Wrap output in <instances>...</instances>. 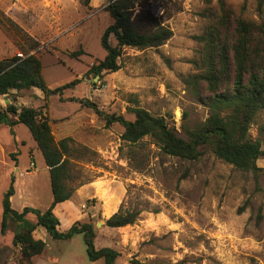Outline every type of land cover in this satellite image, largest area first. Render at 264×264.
I'll return each mask as SVG.
<instances>
[{"label":"rangeland","instance_id":"1","mask_svg":"<svg viewBox=\"0 0 264 264\" xmlns=\"http://www.w3.org/2000/svg\"><path fill=\"white\" fill-rule=\"evenodd\" d=\"M224 1L233 17L264 19V3L258 15L257 0ZM105 6L106 0H0V12L38 42L30 53L41 60L50 89L81 80L61 96L44 98L37 89L8 96L11 104L21 107L18 102L27 94L23 99L49 120L56 142L71 138V146L92 152L78 159L67 183L73 190L68 206L75 207V222L94 225L95 248L119 252L115 264H264L263 158L252 172L223 162L207 149L197 160L188 161L163 154L148 137L128 145L120 138L122 126H107L79 103L89 101L104 114L129 121L134 120L131 109L142 108L164 118L181 136L184 129L201 125L208 111L181 79L196 73L190 62L199 61L201 47L194 37L204 32L205 5L201 0H150L137 7L133 17L160 20L173 32L172 38L157 49L124 48L118 71L103 73L101 78L84 76L106 56L100 38L112 20ZM20 39L17 35L13 40ZM109 42L116 44L112 37ZM79 50L82 55L71 56ZM19 53L24 55L18 43L0 29V60ZM71 98L75 101H68ZM249 136L264 151V109L257 113ZM17 158L19 166L26 165L28 172L36 174L20 175ZM12 179L15 189L26 182L40 207L52 197L48 171L28 129L18 125L12 135L0 124V226L3 194ZM20 205L34 207L33 202H18L15 197L12 208L18 210ZM119 208L139 211L137 221L121 228L105 226ZM60 219L65 227L66 219ZM14 233L13 224L0 233V264H19V249L12 247ZM74 237L71 242L51 240L46 259L103 264L101 259L90 262L82 236Z\"/></svg>","mask_w":264,"mask_h":264},{"label":"trees","instance_id":"2","mask_svg":"<svg viewBox=\"0 0 264 264\" xmlns=\"http://www.w3.org/2000/svg\"><path fill=\"white\" fill-rule=\"evenodd\" d=\"M150 0H106L105 10L111 18L100 38L101 47L106 51L103 60L89 68L84 76L93 74L102 77L103 73H113L120 69L118 63L124 48L137 50L157 49L172 38L173 32L156 18L147 21L141 16L133 17L137 7ZM205 5L203 18L206 26L203 34L195 36L200 45L199 61H191L195 74L181 79L185 89L208 111L205 121L195 129H184L181 136L162 117H154L142 108H132L133 121L121 115L104 114L93 103L80 100L84 107L92 109L107 126H122L121 141L128 145L137 144L143 138H150L153 144L167 156L182 160H197L209 150L216 158L242 171L255 172L257 160L264 159V151L259 141L251 140L249 130L257 113L264 109V19L253 20L243 15L233 17L232 10L224 0H201ZM264 0H257L258 15L262 14ZM0 29L15 43L24 54L23 58L12 56L0 60V96L11 91L19 93L31 89L41 91L44 98L58 95L72 89L81 80L75 79L59 87L50 89L42 76L41 60L30 52L38 47V42L12 20L0 12ZM20 40H13L17 37ZM112 37L116 44H110ZM83 51L71 53L72 57ZM68 101H75L73 98ZM0 124L7 126L13 135V127L25 126L41 153L48 168L52 202L45 211L25 207L18 212L11 206L14 195L13 179L2 199V220L0 233L4 234L11 224L15 226L12 247L19 249V264H32L40 256L46 243L35 240L33 232L42 227L57 241H68L81 235L90 262L103 260V264H115L119 252L103 247L96 249V232L91 222H75L60 232L59 221L53 213L54 207L70 200L73 190L67 183L73 178L76 162L87 154L85 147L71 146V138L56 142L49 120L38 109L15 104L0 107ZM31 215L34 221L27 217ZM140 215L137 210L123 211L121 208L105 220L109 228L133 225ZM133 264H141L132 262Z\"/></svg>","mask_w":264,"mask_h":264},{"label":"crops","instance_id":"3","mask_svg":"<svg viewBox=\"0 0 264 264\" xmlns=\"http://www.w3.org/2000/svg\"><path fill=\"white\" fill-rule=\"evenodd\" d=\"M34 95H36L37 97L38 94L36 92H32ZM10 95H16V92L15 91H11V93L9 95H5V96H0V107H6L7 105H10L11 104V101L10 99H8V96ZM22 97H28L27 94H23ZM16 98H18L16 96ZM21 98V97H19ZM22 99V102H18V105L19 106H26V107H30L29 105H27L26 103V100L25 99ZM17 105V103L15 104ZM17 127L18 125L14 126L13 127V130H14V134L16 135V130H17ZM20 156V151H19V155H18V158ZM17 158V164H18V171L20 172V175H23V174H27V175H35V173L33 172H28L26 169V165H23V166H19V159ZM45 169L48 171V168L45 166ZM49 185H50V182H49ZM20 186V187H19ZM18 187H16V189L14 188V195L11 197L10 201H11V206L13 205V199L15 197L18 198V202L22 201V200H26V201H29V202H33V206L32 208H36V209H40V211H45L51 204L52 202V197L51 199L48 198L47 200V203L45 205H43L42 207H40V204L38 203V199H35L34 195H35V192H33L32 190H29V187L27 185L26 182L24 181H21L20 184H19ZM28 187V188H27ZM50 187V186H49ZM69 203L70 201H65V202H62V203H59L57 204L54 209H53V213L54 215L58 218L59 220V226H58V229L60 232H63V231H66L68 230L71 225L77 221V213L74 215L72 210L75 209L74 208H69ZM19 204H22V203H19ZM25 207H29V206H25V205H20L19 209L16 210L18 212L22 211L23 208ZM76 212V211H75ZM60 217H64L66 219V225L65 227H62L60 221ZM34 221V220H33ZM33 238L35 240H42L46 243V247L43 251V253L40 255V256H37L33 259L32 261V264H61L59 262H53V261H49L46 259V253H47V249L49 247V244H50V241L53 240L47 233L46 231L42 228V227H38L34 232H33ZM75 240V237H73L72 239L68 240V241H62V242H71V241H74ZM53 241H57V240H53ZM58 242H61V241H58ZM65 264H71V263H65Z\"/></svg>","mask_w":264,"mask_h":264},{"label":"built area","instance_id":"4","mask_svg":"<svg viewBox=\"0 0 264 264\" xmlns=\"http://www.w3.org/2000/svg\"><path fill=\"white\" fill-rule=\"evenodd\" d=\"M17 57H19V58H23V55L22 54H17ZM33 166V165H32Z\"/></svg>","mask_w":264,"mask_h":264}]
</instances>
